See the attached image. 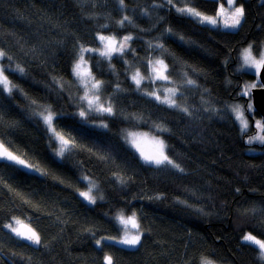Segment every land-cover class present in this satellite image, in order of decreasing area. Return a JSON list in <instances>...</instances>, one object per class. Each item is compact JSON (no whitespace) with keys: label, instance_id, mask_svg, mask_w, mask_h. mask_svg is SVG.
Returning a JSON list of instances; mask_svg holds the SVG:
<instances>
[{"label":"trees","instance_id":"trees-1","mask_svg":"<svg viewBox=\"0 0 264 264\" xmlns=\"http://www.w3.org/2000/svg\"><path fill=\"white\" fill-rule=\"evenodd\" d=\"M224 3L179 2L211 16ZM237 5L244 8L242 22L225 30L201 26L164 0H123V7L120 0H0L1 64L16 85L11 95L0 92V142L44 175L0 160V225L15 217L41 237L40 245L29 246L0 227V264H104L105 255L113 264H264L258 249L242 240L246 233L264 240V144L248 145L250 134L241 135L230 112L234 101L245 111L252 102L240 94L254 75L238 70L239 53L249 45L256 56L264 50V0ZM125 16L131 23L121 26ZM98 33L133 37L123 57L88 58L92 74L103 81L101 99L115 112L89 120L105 121L107 129L70 115L82 106L80 88L73 84L78 99L69 88L73 64L80 45L100 46ZM149 42L167 51L161 54ZM148 58L168 65L172 83L165 85L179 89L176 101L187 113L135 90L130 76L136 69L145 75ZM16 65L23 76L11 71ZM184 73L195 85L184 83ZM145 82L149 87L141 88L150 91L154 84ZM43 105L65 113L54 127L75 143L61 161L52 155L58 144L35 115ZM154 124L168 131L156 132ZM125 129L161 135L166 154L184 171L144 164L125 143ZM251 147L263 152L251 154ZM84 176L103 196L92 206L78 194L86 189ZM121 211L136 213L144 232L140 246L97 247L95 239L119 234L113 217Z\"/></svg>","mask_w":264,"mask_h":264},{"label":"snow or ice","instance_id":"snow-or-ice-1","mask_svg":"<svg viewBox=\"0 0 264 264\" xmlns=\"http://www.w3.org/2000/svg\"><path fill=\"white\" fill-rule=\"evenodd\" d=\"M165 3L175 7L173 0H164ZM180 0H177L179 3ZM191 0H187V3H190ZM229 6L234 5L235 0H226ZM121 6L123 7V0H120ZM162 5H154V7H160ZM176 11L181 15L187 16L193 19L196 23L202 25H209L212 28L222 26L228 29H236L244 16L243 6H236L231 11V14L225 17V8L221 4L219 10L216 12L215 16H210L201 13L195 7H179L176 8ZM131 23L127 16L123 17L119 23L121 26L125 22ZM106 27V25H105ZM169 33H172L171 29L166 30ZM176 34V33H172ZM99 41V47L91 48L80 45L78 59L75 61L72 67V75L78 81L79 87L83 91V95L79 97L81 102V107L78 112L72 113L70 115L78 116L82 124H92L96 128L107 129L108 124L106 122L93 123L89 120V116L97 114L98 116H113L115 115L113 106L108 102H101L100 92L103 87V81L98 80L92 74L91 69L87 66V61L85 60V53L95 52L99 57L111 61L114 54H118L123 57L124 53L128 51L130 44L129 42L133 39L131 35L123 36L121 39L117 40L115 35H103L97 34L95 37ZM180 39L183 40L184 37L180 36ZM149 48H159L161 49V54L167 51L164 49L163 44L153 45L151 42L148 44ZM134 51V50H133ZM6 57V53L3 50H0V60H3ZM242 64L240 69L254 70V73L258 76L262 69H264V54H261L259 58H256L252 54V45H249L248 48L244 49L242 54ZM8 60H11V57H7ZM125 63H128L125 61ZM146 68L150 69L149 75L146 78L142 73L137 69L134 73L131 74L130 79L135 85V90L140 91L143 95L150 97L152 100L158 104L166 105L168 108H174L185 113L188 112L186 107H182L176 101V96L179 92V89L176 87H165L163 89V95H161L160 90L145 91L141 88L142 83L145 79H150L154 84L156 81H166L169 84L172 83L168 73V65L163 59H147ZM13 72H18L20 74L24 73V68L20 65H17L15 69H12ZM195 71V69H193ZM184 83L186 85H195V81L191 78H188V74L184 73ZM60 83V81H56ZM258 83V81H257ZM257 83L246 84L244 86L241 95L250 96L252 89L257 87ZM61 87L63 85L61 84ZM16 88V85L12 84L9 80L8 75L5 74V67L0 64V92H7L11 95L13 89ZM117 91H121L119 85H117ZM35 103V101H33ZM86 105V107L84 106ZM249 112L253 111V104L250 102L248 104ZM232 111L235 113L236 120L239 121L241 125V131L244 132L248 128V121L244 118L243 111L239 104L232 106ZM65 113L62 111L59 113L54 112L50 106L42 107L41 111L36 112L37 115L43 122L46 127L47 132L49 133V140L55 141L58 144V147L54 150V155L59 158H63L66 152H70L72 147H75V143L72 139L65 138L63 134L58 132L54 127V120L57 116H63ZM128 119L129 117H125ZM137 119V117H131ZM142 118V117H141ZM156 132H165L168 131L166 127H163L160 124L153 125ZM255 127L258 129L256 135L249 138L248 143L259 142L264 144V122L260 120L255 121ZM124 141L131 149H134L138 154L139 159L146 165L154 166L159 168L160 166H170L180 172H183V168L179 164L174 163V161L169 158L166 154V147L164 140L159 138L157 135L149 136L147 132H135L124 130ZM0 160L11 162L12 165H18L25 170H32L35 172H40L39 168L33 169V166L27 163L24 159H21L19 156L13 155L11 152L0 145ZM84 181H87L86 187L87 191H80L79 196L83 198L84 201H87L88 204H95L97 197L93 195L95 189L98 188L96 183L91 180L88 176L81 178ZM121 180V183L125 181L123 178H118ZM159 197H157L158 199ZM100 199H103V196H100ZM119 226H121V231L123 235L119 238L103 236L98 239H95V244L97 247H100L103 243L109 244H119L127 248H136L141 243V237L143 233L140 231V224L138 222L136 213L133 212L131 215H125L123 211L119 212L113 217ZM0 227L7 229L12 236L18 241L28 242L29 246H37L41 244L40 234L32 228L29 224H25L24 221L13 217L12 220L7 224H2ZM134 230V231H133ZM91 232L95 238V233ZM243 240L248 242L251 245H255L258 249V259L264 261V240L258 239L256 236L251 233L244 235ZM104 264H113V257L111 255L104 256ZM203 264H211L210 261H204Z\"/></svg>","mask_w":264,"mask_h":264},{"label":"rangeland","instance_id":"rangeland-1","mask_svg":"<svg viewBox=\"0 0 264 264\" xmlns=\"http://www.w3.org/2000/svg\"><path fill=\"white\" fill-rule=\"evenodd\" d=\"M175 5V7H174V9L176 10V8H179V7H191V6H188V5H182V4H179V3H176V4H174ZM220 6H221V4H220ZM223 6H224V8H225V17H227L228 15H230L231 14V11L233 10V8L234 7H236V6H238L237 5V0H235V3H234V5H232V6H229V4L226 2V0H225V3L223 4ZM220 8V7H219ZM177 12V11H176ZM180 14V13H179ZM204 14V13H203ZM211 16V15H210ZM193 20V19H192ZM241 22H242V20H241ZM241 24V23H240ZM200 25H202V24H200ZM202 26H207V27H211V26H209V25H202ZM240 26V25H239ZM239 26L236 28V29H228V28H224V27H222V26H219V23H218V26L216 27V28H222V29H225V30H237L238 28H239ZM212 28V27H211ZM117 40H119L118 38H117ZM246 48H248V47H244L241 51H240V53H239V65H238V69H240V66H241V64H242V58H241V54H242V52H243V50L244 49H246ZM252 54H253V56H255L256 58H259V56L261 55V54H264V50L258 55V56H256L253 52H252ZM92 55H97L95 52H93V53H85V60L87 61V66L90 68V66H89V57L90 56H92ZM114 55H116V54H114ZM113 55V56H114ZM77 59H78V55H77ZM76 59V60H77ZM137 70V69H136ZM135 70V71H136ZM141 73H142V75H144V73L141 71V70H139ZM239 71H241V72H248V73H250V74H252V75H254V79L253 80H250V81H247L244 85H243V87H242V90H241V92L243 91V89H244V86L246 85V84H252V83H257V81H258V83H257V87H258V85H261V83H260V79H259V75L257 76L255 73H254V70H248V69H242V70H239ZM149 72H150V69L148 68V70H147V72H145V75H146V77H148V75H149ZM260 74V73H259ZM144 75V76H145ZM76 80V79H75ZM145 80H149V81H151L150 79H145ZM75 83V85H74V88H80V92L82 93V95H83V89L81 88V87H79V84H78V81H75L74 82ZM165 83H166V81H156L155 83H154V85H152V91L153 90H160V92H161V95H163V89L165 88V87H171V86H169V85H165ZM142 85H145V87L146 88H148L149 87V82H143V84ZM150 90V91H151ZM241 92H240V94H241ZM6 94H8L7 92H5ZM242 97H245V98H249L250 96H243V95H241ZM101 102L102 103H104V102H106L105 100H103V99H101ZM251 102V101H250ZM249 102V103H250ZM248 103V104H249ZM252 103V102H251ZM237 104H239L240 106H241V109H242V111H243V115H244V118L247 120V116H246V113H245V111H244V106H243V104L241 103V102H239V101H234V102H232L231 103V105H230V111L232 112V114H233V116L235 117V113L232 111V106L233 105H237ZM85 107H86V105H85ZM91 116H98L97 114H93V115H91ZM90 117V116H89ZM236 119V118H235ZM238 123H239V121L238 120H236ZM99 122H101V121H99ZM99 122H96V123H99ZM103 122H105V121H103ZM239 125H240V123H239ZM240 128H241V125H240ZM125 130H127V131H135V132H147V133H149V136L151 137L152 135H157L155 132H153V131H150V130H130V129H125ZM246 132V131H245ZM257 132H258V129L257 130H255V131H252V133H250V137H252V136H254V135H256L257 134ZM261 134H264V133H261ZM159 138H161V139H163V137L161 136V135H157ZM250 137H248V140H249V138ZM123 138H124V132H123ZM164 140V139H163ZM0 145H2L4 148H6L1 142H0ZM128 145V144H127ZM248 145H263L262 143H259V142H253V143H248ZM134 152H135V150L134 149H132ZM165 151H166V149H165ZM10 152V151H9ZM248 152L249 153H251V154H257V153H261V152H263V150L262 149H260V148H257V147H251V148H249L248 149ZM136 153V152H135ZM13 154V153H12ZM137 154V153H136ZM13 155H15V154H13ZM138 155V154H137ZM59 158V157H58ZM59 159H61V158H59ZM6 162H8V161H6ZM9 163H11V162H9ZM18 166V165H17ZM163 166V165H162ZM18 167H20V166H18ZM20 168H22V167H20ZM23 169V168H22ZM34 169V168H33ZM28 171H31V172H34V173H38V172H35V171H32V170H28ZM91 179V178H90ZM92 180V179H91ZM94 181V180H93ZM85 182V181H84ZM95 182V181H94ZM86 183H87V181H86ZM96 183V182H95ZM96 185H97V183H96ZM98 186V185H97ZM87 191V190H86ZM79 194V193H78ZM93 195H95L96 197H97V199H96V203L97 202H99V201H101V199H100V193H99V187L97 188V189H95L94 190V192H93ZM82 198V197H81ZM83 199V198H82ZM87 204H88V202L87 201H85ZM95 203V204H96ZM95 204H89V205H95ZM127 216V215H126ZM138 219V218H137ZM139 222V221H138ZM25 224H28V223H26V222H24ZM116 224H117V222H116ZM118 225V224H117ZM118 227H119V234L117 235V236H115V237H117V238H119V237H121L122 235H123V232L121 231V226H119L118 225ZM7 230V229H6ZM8 231V230H7ZM134 231V230H133ZM140 231L143 233V235H144V232L142 231V229L140 228ZM9 232V231H8ZM247 234H249V233H246L245 235H247ZM143 235H142V237H141V242H142V239H143ZM259 239V238H258ZM243 240V239H242ZM243 242L244 243H248V242H246V241H244L243 240ZM141 244V243H140ZM249 244V243H248ZM114 245H117V246H120V247H125V246H121V245H119V244H114ZM251 245V244H250ZM140 245H138L136 248H138ZM252 246H254L255 248H256V246L255 245H252ZM125 248H127V247H125ZM136 248H128V249H136ZM204 261H209V260H203L202 261V264H203V262ZM211 262V261H210ZM211 264H218V263H214V262H211Z\"/></svg>","mask_w":264,"mask_h":264},{"label":"bare ground","instance_id":"bare-ground-1","mask_svg":"<svg viewBox=\"0 0 264 264\" xmlns=\"http://www.w3.org/2000/svg\"><path fill=\"white\" fill-rule=\"evenodd\" d=\"M200 25V24H199ZM202 26V25H201ZM92 48H97V47H92ZM117 55V54H116ZM0 64H1V60H0ZM17 66V65H16ZM16 66L13 68V69H15L16 68ZM21 66V65H20ZM22 67V66H21ZM6 70V69H5ZM18 75H21V76H23L22 74H20V73H18V72H16ZM6 74V73H5ZM70 81V84H69V88H70V90H71V92H72V95L75 97V99H78V96L76 95V93L75 92H73V90H72V87H73V84H74V82L76 81L75 80V78L73 77V75H72V77H71V79L69 80ZM251 100H252V98H250ZM49 105H43V106H40L39 107V109L37 110V112H39V111H41V109H42V107H48ZM245 111V110H244ZM231 112V111H230ZM232 113V112H231ZM245 113H246V116H247V121H248V128H247V130H246V132L244 131V132H242L241 131V128H240V125H239V123L236 121V119H235V117H234V120L236 121V123L238 124V127H239V129H240V133H241V135L242 136H246V135H248V134H250V133H252V131H255V130H257V128L255 127V121L256 120H260V121H262V122H264V119H263V117L261 116V113L256 109V108H254L253 107V111L252 112H249V110H247V111H245ZM233 115V114H232ZM258 116V117H257ZM66 138V137H65ZM8 150V149H7ZM9 151V150H8ZM11 152V151H10ZM12 153V152H11ZM16 156H18L17 154H15ZM52 155H53V157L56 159V160H58V161H61L63 158H61V159H59L58 157H56L55 155H54V151L52 152ZM20 157V156H19ZM21 159H23L22 157H20ZM25 160V159H24ZM27 163H29V164H31L32 166H33V168L35 169V168H38L37 166H35L34 164H32L31 162H29V161H27V160H25ZM21 170L23 171V172H25L26 174H28V175H35V176H38V177H40V178H43V173L41 172V170H40V172H38V173H34V172H31V171H28V170H25V169H22L21 168ZM87 190V187H86V189L85 190H82V191H86ZM81 198V197H80ZM82 199V198H81ZM83 200V199H82ZM25 222V221H24ZM27 223V222H26ZM29 224V223H28ZM30 225V224H29ZM31 226V225H30ZM32 227V226H31ZM33 228V227H32ZM7 231V230H6ZM7 233L9 234V236L10 237H12L13 239H15L13 236H12V234L11 233H9L8 231H7ZM15 240H17V239H15ZM18 241V240H17ZM15 242V241H14ZM20 242H24V241H20Z\"/></svg>","mask_w":264,"mask_h":264},{"label":"water","instance_id":"water-1","mask_svg":"<svg viewBox=\"0 0 264 264\" xmlns=\"http://www.w3.org/2000/svg\"><path fill=\"white\" fill-rule=\"evenodd\" d=\"M261 86L252 89L251 98L253 107L256 108L264 119V69L259 74Z\"/></svg>","mask_w":264,"mask_h":264},{"label":"flooded vegetation","instance_id":"flooded-vegetation-1","mask_svg":"<svg viewBox=\"0 0 264 264\" xmlns=\"http://www.w3.org/2000/svg\"><path fill=\"white\" fill-rule=\"evenodd\" d=\"M261 85H258V87H260Z\"/></svg>","mask_w":264,"mask_h":264}]
</instances>
